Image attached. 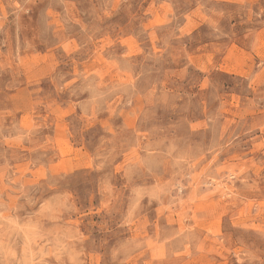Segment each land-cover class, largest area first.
I'll return each mask as SVG.
<instances>
[{
	"label": "rangeland",
	"instance_id": "rangeland-1",
	"mask_svg": "<svg viewBox=\"0 0 264 264\" xmlns=\"http://www.w3.org/2000/svg\"><path fill=\"white\" fill-rule=\"evenodd\" d=\"M0 264H264V0H0Z\"/></svg>",
	"mask_w": 264,
	"mask_h": 264
}]
</instances>
